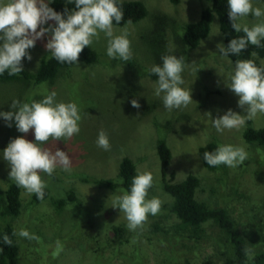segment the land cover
I'll return each mask as SVG.
<instances>
[{
	"label": "rangeland",
	"instance_id": "rangeland-1",
	"mask_svg": "<svg viewBox=\"0 0 264 264\" xmlns=\"http://www.w3.org/2000/svg\"><path fill=\"white\" fill-rule=\"evenodd\" d=\"M148 14L137 22L113 24L114 35L128 33L132 59L125 62L107 56V38L101 32L91 45L100 54L95 63L79 60L61 74L54 83L38 86L17 82L0 83V112L12 111L11 103L40 101L55 91V101L76 102L82 120L80 132L70 140L50 139L41 147L55 152L60 149L71 158V170L57 167L52 176L40 173L47 183L49 195L33 202V194L22 189L21 211L14 217L2 214L6 203V189L13 181L9 178L10 165L3 151L11 140L23 136L35 141L34 129L28 133L17 130L15 122L8 127L0 117V225L11 222L19 244L18 264H224L227 246L225 233L212 221L203 224L196 235L172 211L173 197L163 188L161 160L157 150L158 139L164 138L172 151L167 178L176 176L175 182L189 174L200 178L196 198L209 205L224 206L246 236L253 257L264 251V149L259 152L243 135L250 123L264 127V113L254 120H246L239 129L217 132L212 119L223 116L229 109L246 115L238 106L239 97L227 86L234 73L235 61L222 57L217 45H224L218 17L211 31L198 47L189 48L182 73L184 84L191 91L193 102L187 107H164L162 96L155 95L158 77L150 72L154 65H162L161 55H176L180 50L178 30L200 18L211 0H141ZM48 2V0H46ZM254 7L264 10L263 0H252ZM66 18V16H65ZM264 17L251 15L243 23L249 26ZM55 24L49 21V25ZM39 30V29H38ZM48 34L29 49L32 59L25 57L23 66L36 70L48 50ZM2 43V42H0ZM264 64V57L258 58ZM133 99L141 107L134 108ZM210 113V114H209ZM103 129L111 149L99 148L96 140ZM212 136L222 144L243 147L248 153L244 164L235 168L224 166L211 171L199 155V147ZM131 157L138 171L151 172L153 187L147 199L162 201L159 214L149 215L143 228L129 230L128 221L119 208L113 207L122 190H111L98 180L116 178L123 157ZM74 194V199L69 195ZM59 199H66L60 209ZM125 228L121 238L114 227ZM21 229L35 239L21 237ZM57 252V253H56ZM249 259L246 264H253Z\"/></svg>",
	"mask_w": 264,
	"mask_h": 264
},
{
	"label": "clouds",
	"instance_id": "clouds-1",
	"mask_svg": "<svg viewBox=\"0 0 264 264\" xmlns=\"http://www.w3.org/2000/svg\"><path fill=\"white\" fill-rule=\"evenodd\" d=\"M75 5L70 12L55 11L49 7L51 0H0V75L6 71L8 75H19L24 71L23 59L30 61L32 56L29 49L34 48L37 40L48 34L46 49L52 58L60 63L79 66V57L85 47H91L103 32L107 38V56L110 59L129 61L133 53L128 33L114 35L113 22L119 24L123 18L122 0H67ZM228 15L231 27L236 33L243 32L230 41L225 47L218 44L217 48L222 57L229 54L239 55L251 44L261 47L264 40V20L249 26L243 23L249 15L255 18L264 17V10L254 7L252 0H227ZM66 16V18H65ZM49 21L55 24L44 27ZM131 21H129L130 23ZM39 29V30H38ZM252 56L257 53L252 52ZM162 65H154L150 72L157 76L155 95L161 94L164 107L171 111L187 107L193 102L191 91L181 87L184 84L182 73L186 62L184 57L164 55ZM227 86L239 97L238 106L244 109L246 115H241L229 109L223 116L212 119L213 127L219 133L225 129H239L246 120H254L259 113H264V67L256 66L249 60L235 61L234 73ZM55 91L46 95L42 100H32L21 103L13 100L12 111L0 112V117L11 127L15 122L17 130L28 133L34 129L35 141L31 142L23 136L17 137L3 151V158L10 165L9 178L17 187L35 194L38 199H44V189L47 183L40 173L52 176L57 167L65 171L71 170L69 155L56 149L55 152L41 147L50 139L54 141L70 140L79 134V122L82 120L80 108L76 102L55 101ZM131 104L139 109L138 100ZM210 114V113H209ZM96 144L99 148L111 149L107 133L101 129ZM209 166L226 165L235 168L244 164L248 153L243 147L232 144H221L212 152L203 154ZM154 177L151 172H140L132 178L130 191L116 197L114 206L125 215L129 230L143 228L148 216H155L161 210L162 201L157 197L147 199L148 191L153 187ZM21 237L35 239L27 230L21 229ZM4 241H12L5 234ZM248 259H253L251 249H245Z\"/></svg>",
	"mask_w": 264,
	"mask_h": 264
},
{
	"label": "trees",
	"instance_id": "trees-1",
	"mask_svg": "<svg viewBox=\"0 0 264 264\" xmlns=\"http://www.w3.org/2000/svg\"><path fill=\"white\" fill-rule=\"evenodd\" d=\"M181 0H170L173 4H178ZM264 1V0H263ZM120 3V0H118ZM49 7L55 11L64 13L67 8L70 12L75 8L74 3L69 4L67 0H51ZM122 11L124 13L123 20L115 25H124L131 22H137L143 19L148 14L146 4L141 0H122ZM217 16L219 20L220 30L224 36V46L227 47L230 41L238 36L244 35L243 32L236 33L231 27V21L228 15L227 0H211V5L204 8L201 12L200 18L195 22L186 24L184 31L183 26L178 30L180 50L177 54L184 57L188 53V49L196 48L201 41L208 37L211 31V24L214 17ZM262 46L256 47L249 45L247 49L242 51L239 55L229 54L228 58L232 61L237 60H253L258 67H264L259 61V57H264V40L261 41ZM257 53L252 56L251 53ZM164 52H160L158 56H163ZM100 54L94 47H85L80 54L79 60L86 63H95L99 60ZM73 65L67 63H60L52 58L51 53L42 56L36 70H30L24 67V71L19 75H8L7 71L0 75V83L17 82L25 85L38 86L42 83H54L56 79L68 70ZM244 138L251 144L255 145L259 152L264 149V127L256 128L250 123L243 132ZM222 141L212 136L205 144L201 145L198 149L199 155L203 164L211 171H217L225 165L209 166L203 158L205 152L214 151ZM157 150L161 160V171L163 175V188L173 197L172 211L182 221V223L189 227L194 234L199 235L200 230L204 223L214 222L226 235L228 242L227 251L225 252L226 258L224 264H246L249 259L245 255V249L248 248L246 236L239 233L236 222L232 218L229 210L224 206L209 205L204 201L196 198V190L200 184V178L195 174H189L184 180L175 182L176 176L174 174L168 179V169L172 159V151L167 141L164 138L158 139ZM137 163L128 156L123 157L120 163V169L116 178H106L98 180L99 184L111 190L130 191L132 178L137 174ZM22 188L17 187L15 182H11L7 187L6 203L2 214L5 216H17L20 214L22 201H21ZM44 199L49 195V189H44ZM70 199H74V194L69 195ZM43 199V200H44ZM35 194H33V202H40ZM66 203V199H59L57 207L62 208ZM113 231L118 237L124 236L125 228L121 226L114 227ZM5 234L12 241L7 244L4 241ZM57 253V252H56ZM19 262V244L17 241L16 231L11 222H7L5 226L0 225V264H18ZM253 264H264V251L258 252L253 257ZM205 264H212V261H206Z\"/></svg>",
	"mask_w": 264,
	"mask_h": 264
}]
</instances>
